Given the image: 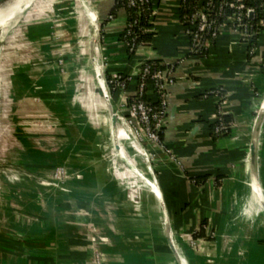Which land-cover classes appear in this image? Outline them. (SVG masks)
I'll return each instance as SVG.
<instances>
[{
  "label": "crops",
  "instance_id": "1",
  "mask_svg": "<svg viewBox=\"0 0 264 264\" xmlns=\"http://www.w3.org/2000/svg\"><path fill=\"white\" fill-rule=\"evenodd\" d=\"M79 3L84 11V19L77 14L80 27L76 16L66 13L58 35L54 32L52 41L35 47L37 58L27 63L32 93L14 98L10 87L19 143L8 158L3 155L18 168H9L15 174L0 190L2 222L11 224L0 223V255L12 256L10 264H97L98 253V264H179L164 234L154 190L146 181V186L130 187L139 174L120 167V177L115 162H108L103 153L101 142L111 120L88 69L90 34ZM154 3L152 40L134 53L122 39L125 8L119 7L103 23L100 52L106 73L130 76L127 91H113L114 108L123 119L128 115L126 103L137 90L145 62L160 60L171 66L168 99L176 109L161 145L176 162L139 133L138 124L128 128L152 158L149 176L165 196L176 238L186 242L185 256L191 262L184 259L185 264H264V209L250 186L252 132L264 103V29L252 50L237 32L226 29L204 43V54L194 53L182 19V0ZM54 15L49 19L56 29ZM76 34L81 37L77 58L70 48ZM216 89L221 93H214ZM208 91L212 93L204 95ZM219 109L233 120L230 132L214 139L210 124ZM28 123L41 131L33 134ZM127 131L119 126L121 138ZM138 162L145 168L142 156ZM263 164L264 123L259 150L264 186ZM60 166L64 175L56 179ZM125 172L134 176L125 180ZM197 174L210 177L200 185L192 180ZM204 220L210 237L193 239ZM89 230L100 234V242L94 243Z\"/></svg>",
  "mask_w": 264,
  "mask_h": 264
},
{
  "label": "built area",
  "instance_id": "2",
  "mask_svg": "<svg viewBox=\"0 0 264 264\" xmlns=\"http://www.w3.org/2000/svg\"><path fill=\"white\" fill-rule=\"evenodd\" d=\"M119 1V0H118ZM229 2L223 0L221 3L218 14H222L223 8ZM235 11L232 14L227 15L223 21L217 20V14L211 13L210 5L211 0H182L183 5L189 7L188 11L182 16L185 24L186 32L191 39L193 50H199L200 47H204L206 41L215 39L220 32L231 29L237 32L240 37L245 39L247 36H258L261 27H255L252 23L246 20L250 17V12L254 9L247 7L245 0H235ZM126 10L128 8L137 9L136 15L132 19H128L124 31L126 32L127 41H125L130 53H134L138 48L148 45V42L141 38L149 32V29L142 26L139 16L143 13H147L149 21H153L154 15L157 13V8L154 0H122V6ZM255 12V11H254ZM263 16L260 19V26L264 27V4H263ZM216 15V16H213ZM168 75L165 76V70H157L153 68V65L149 61L145 62L139 71V82L135 94L130 97L132 100L126 103L128 108V115L123 119L125 125L135 126L138 124L139 133L146 135L152 141L162 144L160 132L166 127L168 123V106H169V93L168 86L173 83V78L169 75L170 66L168 68ZM125 76V77H124ZM119 73H114L109 79L108 85L112 86V90L127 91L130 83V76H126ZM151 76L154 82L147 81ZM151 85L155 88L156 93L159 96V105H153L147 102L144 97L148 95ZM109 86V87H110ZM221 93L220 89L217 91ZM224 112L219 109L216 120H219L220 125L223 126L227 122L223 120L222 114ZM123 118V117H122ZM231 124V122H230ZM222 126H217V130H221ZM125 140H131V137L126 134ZM132 141V140H131ZM130 141V142H131ZM133 146L140 152V148L133 140ZM123 150V148H122ZM123 153L125 151L123 150ZM137 168V166H136ZM114 172L118 173L121 177L120 165L115 163ZM64 175V167H57L54 173L56 179H61ZM134 174H131V176ZM124 179L128 180L131 176L130 173L123 175ZM139 178V179H138ZM135 183L129 184L130 187L143 186L144 182H141V178L137 176ZM146 186V185H144ZM210 235V234H209ZM97 262L100 263L99 253L97 255ZM97 263V264H98Z\"/></svg>",
  "mask_w": 264,
  "mask_h": 264
},
{
  "label": "rangeland",
  "instance_id": "3",
  "mask_svg": "<svg viewBox=\"0 0 264 264\" xmlns=\"http://www.w3.org/2000/svg\"><path fill=\"white\" fill-rule=\"evenodd\" d=\"M88 1L90 2L91 7L94 10H96V12L99 14L101 10L104 9V6H106L104 0H88ZM45 3L46 4L43 7H40L39 4L37 3L34 7L36 10L33 11L28 16L29 20L20 22L8 34L1 33L0 35V167H2L3 169V171L0 169V190H3V186H5L7 184V181H10L15 174L14 171L10 170L11 166L18 168L16 165H12L11 163H9L8 162L9 159L4 160L6 155L8 158L10 152L17 149V144L19 143L14 133L15 123H14V119L12 118V115H13L12 108L14 104L12 103L11 95H10V81H9L10 73L12 72L13 67L15 65L31 63L34 61V59L36 60L37 58L36 57L37 51L35 50L36 46L23 40L20 37V33L22 32V30H24L25 26L28 23L33 22L34 20H38V19L52 18L53 14H55L54 21L57 23L56 29L54 31L56 35H58L59 33V27L62 26L60 21L63 20L62 18L66 16V13L76 16L77 21H78L77 25H79L77 27H80L79 23H81V20L78 19L77 14L80 13L81 18L84 19V13H83L84 11L80 6L79 0H46ZM20 11H21L20 7L17 6L16 10L13 13L14 15H12L10 22L15 19L16 15H18ZM102 28L103 27L101 25V22H99V31H98L97 39L100 41H101V35L103 31ZM77 32H79V30ZM80 38L81 37H79V34H76V36H74L73 43L70 45V48L73 49L72 51L73 54L76 55V58L80 56V51H79L80 49L79 39ZM87 40L88 41L90 40V36L87 37ZM75 65L78 66L79 69H82L79 62L77 63V59L75 61ZM88 69H90L93 77L95 78L94 69L91 63ZM84 70H87L85 66H84ZM95 81H96V78H95ZM35 121H32V122L34 123ZM31 124H29V126H31L29 129L31 130L33 134L34 133L36 134V132L41 131L39 128H37L39 127V125H31ZM122 126L128 129L127 134L129 133L132 141L130 140L131 141L130 142L129 140H125L119 136V142L121 144V148H123V150L126 153L125 156L129 160H131L133 165L130 166L129 163L125 159L118 156V153L114 146V140H113L111 129L108 135H106V132H105V134L103 135L102 142H101V147H102L103 153L107 161L108 162L114 161L115 163L120 165L122 169H125V170L129 169V170L134 171V168L136 169V166H137V169L140 172L150 177L149 173L151 172L153 173V164H152L151 156L146 155V151L144 150L145 149L144 145L139 146L138 141L142 143V140L140 141L139 137L137 138L135 137V132L134 131L132 132V130L130 131V129L126 125H122ZM133 140L134 142H136L137 146L140 148L141 150L140 152L133 146ZM52 142L53 143L55 142V144H58L57 140L55 141L53 140ZM3 154H5V156ZM140 156H142V159L144 160L145 168H142V166L138 162V157ZM2 164H4L5 166H2ZM262 167H263L262 177H263V182H264V164L262 165ZM52 181H53V178H52ZM2 216L3 215H0V223L3 221ZM162 222H164V216H163ZM2 224L3 226H5L4 224H8V227L9 225L11 226L10 222H2ZM89 232H90L89 236L93 237L94 243L100 242L99 233L98 234H96V232L92 233L91 230H89ZM164 234H166L165 231H164ZM179 242L180 244L176 242V249L184 258H186L185 250H184V246L186 245V244L184 245V243L186 242L182 240H179ZM99 248L102 249L101 246ZM12 261H14L12 256L8 255V257L5 259L3 258V256L0 255V264H10L12 263Z\"/></svg>",
  "mask_w": 264,
  "mask_h": 264
},
{
  "label": "water",
  "instance_id": "4",
  "mask_svg": "<svg viewBox=\"0 0 264 264\" xmlns=\"http://www.w3.org/2000/svg\"><path fill=\"white\" fill-rule=\"evenodd\" d=\"M43 1H46V0H0V7H4V6L9 7L12 4V7L17 5L21 9L20 13L16 15L14 20H12L7 25L0 27V35L1 33L8 34L20 22L29 20L28 19L29 14H31L33 11L36 10L34 8L35 5ZM117 3H118V0H107L106 7L103 12H100L99 14L95 10V12L97 13V19H96L95 27L92 26L91 28L90 40H89V53H90V62L94 69L96 82L98 83L99 88L107 103L110 120H111L110 121L111 131H112L115 149L118 153V156L125 159L129 163V165L132 166L133 165L132 162H130L129 159L123 153L121 144L119 142V136H120L119 126L120 124L125 125V122L122 118V115L118 111H116V109L114 108V104L112 101L113 100L112 92L107 82L104 62H103V58L100 52L101 41L97 39L98 31H99V22H101V25L103 27L104 21L112 14V11L114 10V8H116ZM254 16H255V12L251 11L250 17L254 18ZM167 65L169 66V64ZM168 72L169 70L166 69L164 72V75L167 76ZM262 105H263V108H261L255 120L253 132H252V140L250 144V172H251L250 186L254 194L257 196L261 206L264 209V186L260 178V170H259V150H260L261 131H262L263 123H264V103ZM175 109H176L175 105L171 107L170 105L168 106V118L171 120L174 119ZM146 138L150 140L151 142H154L151 139H149L147 136ZM156 144L161 149V151L165 153L169 157V159H171V161L176 162V159L170 155V153L168 152V149L164 148L159 143H156ZM134 171L137 174H139L142 181H147L150 187L154 189V193L158 199L159 205L162 210V214L164 216L163 223H164L166 235L168 237L169 245L178 263L185 264L184 259H187V257L185 256L186 258H184L176 249V242L178 244H180V242H179V239H177L175 236V233L172 227V222L170 219V214H169L168 207L166 204L165 196L159 184L157 183L155 178H150L146 176L145 174L140 172L137 168L136 169L134 168ZM258 188L260 189V191L257 190Z\"/></svg>",
  "mask_w": 264,
  "mask_h": 264
},
{
  "label": "trees",
  "instance_id": "5",
  "mask_svg": "<svg viewBox=\"0 0 264 264\" xmlns=\"http://www.w3.org/2000/svg\"><path fill=\"white\" fill-rule=\"evenodd\" d=\"M229 3L227 5L224 6L223 8V13L222 14H218V10L219 7L221 5V3L223 2V0H211V5H210V9H211V13H216L217 14V20L218 21H223V19L229 15L232 14L236 9H235V0H226ZM245 4L247 5V7H250L252 9H254L255 11V16L254 18L251 17H247L246 20H248L250 23H252L255 27H261L262 29H264V27L260 26V19L262 18L263 14V4H264V0H245ZM122 6V0H119L117 3V6L115 8V10L113 11L112 15H114L117 11V9L119 7ZM188 6V5H187ZM185 7L183 5L182 7V16L188 11V9H190L189 7ZM137 9L134 8H128L127 9V15H128V19H132L134 15H136ZM216 16V15H213ZM140 18V22L142 24V26L146 27L149 29V32L146 33L145 35L141 36V38L145 39L148 44H150L151 40H152V22L149 21V16L146 13H143L139 16ZM54 30H55V25L54 22L50 19H38V20H34L33 22L28 23L24 30H22V32L20 33V37L37 46L38 44H42L44 42H48V41H52L54 39ZM256 38L257 36H247L245 39H243L245 42L249 43L250 46V50H252L255 47V43H256ZM122 39L123 41H127V36H126V32L124 31L122 34ZM215 39H211L210 41H214ZM54 45L56 47H58V45H60L59 43H55ZM200 53V54H204L206 52L204 47H200L199 50H195L194 53ZM149 63H151L153 65L154 69L157 70H166L169 68V66L163 62H161L160 60H154V61H149ZM29 64L25 63V64H17L13 67L12 72L10 73V77H9V81H10V87H11V91H12V96L14 98H21L24 95L28 94V93H32L33 91V85H32V80L29 78V70L28 67H30ZM171 67V66H170ZM124 76V75H123ZM125 77V76H124ZM106 78L109 81V79L111 78L110 74L106 73ZM147 81L153 83L154 79H152L151 76L148 77ZM137 82H139V77H137ZM110 86V85H109ZM112 86H110V90L113 93V90L111 88ZM151 92L152 94L150 95L148 93L147 96L144 97V99L147 102L152 103L153 105H159L160 103V98L158 96V94L156 93L155 88L151 85ZM218 89L214 90V93H218L217 92ZM212 93V91H208L206 92L204 95H208ZM132 99L129 98V101H131ZM223 120H225L227 123L223 126L220 125L219 120H215L214 122H212L210 124V130H211V135L214 139H217L221 136H224L226 134H228L230 132L231 129V124L232 123V116L229 114H225L223 113L222 115ZM217 126H222L221 130H217ZM163 134H164V129L160 132V137L161 140L163 141ZM208 177H210V174H197V175H193L192 176V180L196 183V184H200L203 185L206 180L208 179ZM207 221L204 220L201 222V226L200 229L197 230L196 232H194L192 234L193 239H197L200 237H210L206 234V226Z\"/></svg>",
  "mask_w": 264,
  "mask_h": 264
},
{
  "label": "bare ground",
  "instance_id": "6",
  "mask_svg": "<svg viewBox=\"0 0 264 264\" xmlns=\"http://www.w3.org/2000/svg\"><path fill=\"white\" fill-rule=\"evenodd\" d=\"M87 16V21H88V30L89 33L91 31L92 26L95 27V23H96V17L95 14L93 12V10L91 9V7L87 4V2L85 0H81ZM40 7L45 6V1L43 2H39L38 3ZM8 7V6H7ZM6 6L4 7H0V27L1 26H5L8 23H10V20L12 18V15H14V11L17 8V5H15L14 7H12V4L7 8ZM80 16V15H79ZM137 174V173H136ZM154 176V175H153ZM138 177H140L138 175ZM153 178V177H152ZM147 182V181H146ZM148 183V182H147ZM154 190V189H153ZM258 191H260V189H257ZM185 262V261H184Z\"/></svg>",
  "mask_w": 264,
  "mask_h": 264
}]
</instances>
